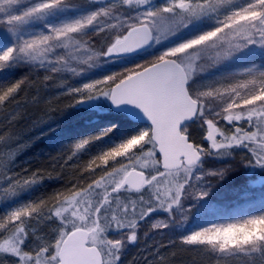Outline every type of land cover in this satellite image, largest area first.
<instances>
[{
    "label": "rangeland",
    "instance_id": "374dc122",
    "mask_svg": "<svg viewBox=\"0 0 264 264\" xmlns=\"http://www.w3.org/2000/svg\"><path fill=\"white\" fill-rule=\"evenodd\" d=\"M48 2L19 0L12 9L0 13V55L10 48L17 49L13 59L0 67V92L25 81L0 105V218L27 205L47 201L56 193L67 194L74 188L86 187L93 179H99L105 167L93 166L94 170L85 171L91 160L151 130L147 124L134 126L126 115L112 111L109 96L87 98L85 85L151 62L184 43L222 27L228 16L246 8L254 0H230L218 8L203 9L197 15L181 14L178 10L163 14L166 23L152 29L150 48L127 57L117 53L101 56L87 64L82 62L86 55L77 52L75 45L56 47L45 57L36 59L19 49L25 41L52 35L54 29L111 9V15L102 18L101 23L87 26L77 35V38L83 36L85 40H90L98 50L101 44L106 43L109 31H124L130 24L140 23L147 13L162 12L165 7L172 6L175 0H141L131 5L125 4L124 0H64L60 5L28 16L21 22L7 23L8 16L23 15L31 8ZM109 25L117 27L109 29ZM237 43L241 46L235 47ZM232 45L229 48L226 41H221L205 50L196 46L177 57L182 66L191 65L188 78L190 94L215 88L223 96L206 102L205 113L193 125L185 126L194 138L206 132L207 119L221 120V130L231 132L233 124L227 125L221 118L228 100L224 90L264 73V43L259 37L252 42L233 38ZM61 57L68 62L59 63L58 58ZM77 89L83 91L77 92ZM216 112H220L221 116H216ZM147 139V133L139 136L125 151ZM83 140L89 143L77 151L75 145ZM143 150L149 151L150 146L145 145ZM142 163L146 164V175H151L152 161L142 158ZM241 166L246 174L249 163L237 158L234 152L231 155L204 156L194 168L181 202L171 210L153 205L154 210L143 219H139L138 213L154 199L155 189L150 190L147 185L140 192L122 189L120 202H134L136 205L137 216H129L128 219H137V240L128 241L126 237L131 234V229H117L116 223H112L107 238H125L118 264H187L183 259L193 253L199 254L198 264H264V245L254 252L232 254L231 251L213 250L209 245L183 242L185 237L207 228L238 224L264 216V191L247 193L248 185L243 183L246 176L241 173ZM108 167L111 170V162ZM221 170L224 171L223 176L208 175ZM33 174H37L36 182L15 192L7 191L16 180L31 179ZM252 181L249 180L250 183ZM166 185L172 186L165 181L159 186L161 192ZM117 214L114 202L107 215ZM159 221H172L176 225L153 227ZM59 226L60 222L54 216L53 219H30L26 225L24 250L31 252L41 243L54 242ZM258 235H264V220L215 233V238L218 244L228 245ZM3 239L4 235L0 233V243ZM0 264H19V258L0 253Z\"/></svg>",
    "mask_w": 264,
    "mask_h": 264
},
{
    "label": "snow or ice",
    "instance_id": "6c2138e0",
    "mask_svg": "<svg viewBox=\"0 0 264 264\" xmlns=\"http://www.w3.org/2000/svg\"><path fill=\"white\" fill-rule=\"evenodd\" d=\"M63 2L64 0H49L48 3L31 8L23 15L8 16L7 23L12 25L21 22L28 16L41 13ZM134 2L141 0H124L128 5ZM229 2L230 0H175L172 6L165 7L162 12L147 13L140 23H132L124 31H109L106 43L101 44L97 50L90 40H85L83 36L77 38V35L87 26L101 23L102 18L111 15V9L102 10L86 20L54 29L52 35L25 41L19 51L36 59L45 57L56 47L69 48L75 45L77 52L86 55L87 58L82 62L87 64L101 56L131 52L146 44L151 38L152 29L166 23L163 14L176 13L178 10L181 14L197 15L203 9H215ZM18 3L19 0H0V13L12 9ZM108 27L112 29L117 26ZM101 31L104 29L101 28ZM257 37L261 43H264V0H254L246 8L228 16L222 27L184 43L151 62L133 66L122 73L85 85L87 98L93 95H105L110 96L116 104L126 102L139 107L150 119L152 129L91 160L85 171L94 170L93 166L105 167L99 179H93L86 187L74 188L67 194L56 193L47 201L41 200L39 203L27 205L0 218V233L4 235L3 242L0 243V253L19 258V264H118L125 238L115 240L107 238L106 234L112 223H116L117 229H131V234L126 237L128 241L137 240L135 231L137 219H128L129 216H137L136 205L134 202L131 204L120 202L119 194L122 189L125 191L135 189L136 192H140L146 185L150 190L155 189L154 199L138 213L139 219H143L154 210V207L171 210L174 205L181 202L185 186L189 184L193 170L202 156L231 155L233 146H242L248 148L251 153L250 156L241 157L242 161L254 162L264 167V73L230 85L224 90L228 100L223 108V115L221 116L220 112H216L215 115L233 124L234 132L231 136H224L221 133L223 139L217 140L215 132L218 130L213 120L207 119L206 139L211 141V148L205 149L199 143L190 140L188 128L183 127L182 124L189 118L203 115L205 104L210 99L223 98V96L220 90L215 88L195 95L190 94L186 88V81L191 73V65L182 66L177 59L179 54H185L196 46H201V50H205L209 46L214 47L217 43L226 41L229 48H232L233 38L252 42ZM240 46V43L235 45V47ZM16 51V48H10L0 55V67L12 60ZM58 62L66 64L68 60L61 57L58 58ZM24 83L25 81H20L0 92V105L4 104ZM170 96L181 105L182 110L168 120L166 127L170 139L162 142L157 139L156 130L161 125V116ZM236 122L241 123L236 126ZM145 133H147V141L125 151L133 141ZM88 143V140L80 141L75 148L79 151ZM145 145L150 146L147 152L143 150ZM213 149L218 151L214 153ZM142 158L152 161L151 175L145 174L146 164L142 163ZM110 162L111 170L108 167ZM138 167L140 170H137ZM223 174V170L208 173L212 176H223ZM36 176L37 174H33L31 179L16 180L7 191L15 192L21 187L36 182ZM165 181L172 186L166 185L161 192L159 186ZM140 200L143 202V197ZM114 202L118 214L109 217L107 213L110 212ZM82 205L84 207L81 209ZM53 216L60 222L54 242H44L31 252L25 251L26 225L29 220L53 219ZM259 220H264V216L253 217L238 224L207 228L185 237L183 242L188 245H209L213 250L218 249L223 253L254 252L264 245V235L225 245L216 242L215 233L244 227ZM167 226L165 221L153 225L155 228ZM229 246L232 248L230 249Z\"/></svg>",
    "mask_w": 264,
    "mask_h": 264
},
{
    "label": "water",
    "instance_id": "95a60500",
    "mask_svg": "<svg viewBox=\"0 0 264 264\" xmlns=\"http://www.w3.org/2000/svg\"><path fill=\"white\" fill-rule=\"evenodd\" d=\"M153 42V35L151 34V38L148 40L146 44H142L139 48L133 49L131 52L127 53H117L119 56L127 57L132 56L135 54H138L148 48L151 47ZM163 83V82H162ZM186 88L188 89V80L186 81ZM190 93V91H189ZM109 105L110 109L114 112L123 113L127 116V118L135 123H141V124H147L151 127H153L150 119L146 116V114L143 113L142 109L135 105H131L128 103H121L116 104L111 97L109 96ZM181 105L178 102H175L174 99L170 96L168 105L164 111V113L161 116V125L159 129L156 130L157 139H160L162 142L167 141L170 139V135L168 132V129L166 127L168 120L172 118L174 115L178 114L179 111H181ZM196 117L189 118L188 120L184 121L182 126L184 127L186 124H190L195 120ZM202 160V158H201ZM199 163V162H198ZM138 170V169H137ZM135 190V189H134Z\"/></svg>",
    "mask_w": 264,
    "mask_h": 264
},
{
    "label": "flooded vegetation",
    "instance_id": "af4514ba",
    "mask_svg": "<svg viewBox=\"0 0 264 264\" xmlns=\"http://www.w3.org/2000/svg\"><path fill=\"white\" fill-rule=\"evenodd\" d=\"M198 119H199V116L196 117L195 120L192 123L186 124V125H189V126L193 125L194 123L197 122ZM213 122L215 124L216 129L218 130V131L215 132L217 140H222L223 139V136H221V133H223L224 136H231L233 134L234 129L231 132H228V133H224V131L221 130V120L220 121H214L213 120ZM224 122L227 125L231 124V123L227 122L226 120H224ZM236 123H237L236 126H238L241 122H236ZM205 125H206V132H204L202 134H198L196 138L193 137V135H192V133L190 131H188V132L190 133V140L192 142L199 143L201 145V147L209 149V148H211V141H207V139H206L207 138V134H208V127H207L206 121H205ZM212 151L215 153L218 150L213 149ZM232 152H234L236 157L239 158L240 160H241V157L250 156L251 155L249 149L246 148V147H242V146H233ZM216 156H218V155H216ZM203 158H204V156H202V160H203ZM240 171H241V173L243 175L246 176L245 180L243 181V183H244V185H245V183H247V185H248V189L246 190L247 193H254L255 194L256 192H260L259 190H263L264 191V186H263L264 185V167L258 166V165H256L253 162V163H249V167H248V170H247L246 174L244 173L245 168L243 166H241ZM251 179L253 180L252 183L249 182V180H251ZM131 190L136 191L134 189H131ZM167 225H176V223L172 222V221H167Z\"/></svg>",
    "mask_w": 264,
    "mask_h": 264
},
{
    "label": "trees",
    "instance_id": "16d2710c",
    "mask_svg": "<svg viewBox=\"0 0 264 264\" xmlns=\"http://www.w3.org/2000/svg\"><path fill=\"white\" fill-rule=\"evenodd\" d=\"M131 123L135 126H139V124L138 123H135V122H132L131 121ZM49 166V165H48ZM198 255L199 254H189V255H187V256H185V258L183 259V261L185 262V263H187V264H198V261H197V258H198Z\"/></svg>",
    "mask_w": 264,
    "mask_h": 264
}]
</instances>
